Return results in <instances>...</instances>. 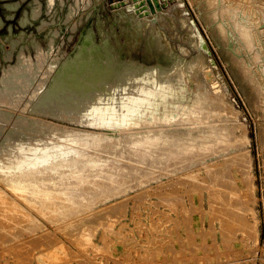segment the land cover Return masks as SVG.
<instances>
[{
  "label": "rangeland",
  "instance_id": "1",
  "mask_svg": "<svg viewBox=\"0 0 264 264\" xmlns=\"http://www.w3.org/2000/svg\"><path fill=\"white\" fill-rule=\"evenodd\" d=\"M23 65L28 85L0 93V264H264V0H0V84ZM100 69L107 88L155 73L157 93L115 89L100 126L36 107L57 78L103 85ZM162 70L176 76L167 97ZM16 122L25 144L82 132L79 157L102 162L82 178L74 158L18 167ZM199 132L205 146L179 149ZM145 134L149 147L134 142ZM34 183L68 192L39 200Z\"/></svg>",
  "mask_w": 264,
  "mask_h": 264
},
{
  "label": "bare ground",
  "instance_id": "2",
  "mask_svg": "<svg viewBox=\"0 0 264 264\" xmlns=\"http://www.w3.org/2000/svg\"><path fill=\"white\" fill-rule=\"evenodd\" d=\"M236 27L240 33L241 39L246 41L247 43H249V35H250L249 29L245 25H241L240 22H236ZM107 69H109V68H107ZM12 70L13 69H11L9 71V73H7L4 76L3 82H2V84H0V93L2 91H4V92L10 93L11 95L12 94L15 95V94L21 92V90H23L28 85L29 80L32 78L31 68L27 65H23L20 69H17L15 71H12ZM98 71H99L98 76H100V77H103L104 75H108V79L103 85L102 84H91V83L86 81L83 83L84 84L83 88L77 89V88H75V86L69 85L65 81L62 82L57 78L56 81L53 83L54 84L53 88H51L47 92H45L40 97V99L37 101L38 103L35 104L36 107L39 108L38 110L40 112L45 113V115L53 116L54 118H58V119L66 118L69 120L80 121L83 123L100 126L102 124L107 125L106 121H104V118L110 117L114 114V112L111 111L110 108L108 107L107 102H110V100H111L110 97H112L113 94L115 93V89L117 90L118 88H122V89L126 90L127 88H132V87L137 88L135 81H138V79H139V80H141V83L138 86V88L141 91L140 94H142V96L139 98L132 97L129 99L133 100L134 102H137V101L143 102L144 99H149L148 97L157 93V90H155L154 88H152L150 86L151 84L153 85L156 83L157 76L155 75V73H153L151 77L150 76H143V74L138 75V77H137V76H133L130 73H128V74H125V75L119 77L115 87L107 88L106 86L108 85L109 81L112 80V77H110V72L107 71L106 69H100ZM148 72L150 73L151 71H148ZM166 75L167 74L165 73V71L162 70L160 73V76H162V77H161V79L158 80L157 85L159 88L160 95L167 97L169 95V92L174 89V85L176 83V80H175L176 76L165 77ZM143 81L145 83H148V84H143ZM3 113L7 114L5 111L0 110V123H2L4 121V114ZM17 124H18L17 126H15V127L12 126L11 128L7 129V131H8L7 139H11V141H12L10 144L12 152H16V153H19L22 155H26L25 159H23L22 157H19V159L15 161L16 163L13 162V164L15 163V165L18 167L27 166V164H30L29 160L27 159V156L38 155L39 158L41 159V160H39V162H42L44 165L51 164L50 161H52V160L55 162V163L53 162L54 164L59 165L62 161H65V160L70 159V158H74L75 159V161L73 163L74 168L71 170V172H72L71 174H73L74 176H76L78 178H82V174L80 171L81 166L85 167L86 164H88V163L89 164L91 163V165H93L95 162H98V163L102 162L100 157H99V159L94 158V157L82 159L79 157L81 154L83 155L82 151L85 150V148H84V150H82L80 147V143H78L82 137V135H80L82 132L80 134H78L77 132L72 131V130H69V131L65 130V132H67V133H65V136H64L65 141L63 140V142L43 139L42 143L35 142L34 144H25V138H24L25 134L20 131L21 128L19 126L20 125L19 122ZM2 125H0V128H2L1 127ZM84 133H86V132H84ZM99 138H100V136H99ZM94 139L96 141V138H94ZM153 139H155V136L151 137L149 135L146 136V134H145L142 139H138L134 142L136 144H142L143 143V145L148 146L146 144V142H150V140H153ZM67 140H70L71 142H69ZM95 141H94V144H95ZM167 141H169V140H167ZM173 141H175V140H173ZM203 141L206 142V139H205V135L202 134L201 132L191 134L190 136H183V137H181V140L178 141V143L180 145L179 149H182V151L184 150L185 153H187L191 148H194V147H197L200 145L205 146L204 145L205 142H203ZM97 142H98V140H97ZM99 142H101L100 144H102L103 141H99ZM103 143H105V142H103ZM92 145H93V143H92ZM92 147H94V146H92ZM165 147H167V146H165ZM168 147H169V145H168ZM172 147H174V146H172ZM111 148H112V146H111ZM142 150H144V149H142ZM87 151H88V149H87ZM105 151H103V152H105ZM169 151L173 152L172 149H170ZM97 152H99V151H97ZM174 152H176V150H174ZM89 153H90V151H89ZM94 153H96V152H94ZM84 154H86V153H84ZM101 154H103V153H101ZM116 154H118V152ZM82 155H81V157H82ZM92 156H93V154H92ZM176 156L178 157V155H176ZM133 158H134V156H133ZM123 161L125 162V160H123ZM126 161H128V160H126ZM111 163H113V162H111ZM146 163H145V165H146ZM54 164H51V165H54ZM130 164H132V162ZM133 164H135V163H133ZM139 165H141V164H139ZM134 166H136V165H134ZM125 167H127V166L125 165ZM129 167H130V165H129ZM97 169H98V167H97ZM101 169H103V168H101ZM130 169H128V170H130ZM107 170L109 171V169H107ZM110 172H112V171H110ZM113 172H114V170H113ZM131 172H134V170H132ZM131 172H130V174H131ZM114 173H116V172H114ZM125 177H127V176H125ZM130 178L131 177H129V179ZM59 180H60V178H59ZM82 182H83V180H79V181H77L76 184H80ZM34 184H36V185L32 186L30 184L31 190L33 191L32 194L34 196H36L39 200L44 199V197L48 198L49 195H56V196L62 195L63 196V194L65 195L68 192V190H64V189L63 190H59V189L56 190L53 188L47 189V188H43V187H40L39 185H37L38 183H34ZM26 185L27 184H24V183L17 184L16 188H18L19 190H24L26 188L25 187ZM47 185H48V183H47ZM69 188H71V187H69Z\"/></svg>",
  "mask_w": 264,
  "mask_h": 264
}]
</instances>
